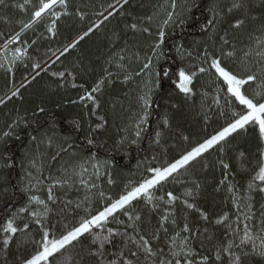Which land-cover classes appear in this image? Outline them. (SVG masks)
I'll return each mask as SVG.
<instances>
[{
  "label": "trees",
  "instance_id": "1",
  "mask_svg": "<svg viewBox=\"0 0 264 264\" xmlns=\"http://www.w3.org/2000/svg\"><path fill=\"white\" fill-rule=\"evenodd\" d=\"M24 2L5 0L0 5V50L5 44L8 48L7 52H0V64H4L0 67V98L5 100L0 104V225L25 206L28 194L23 189L26 187H31L34 194L46 200L45 189L55 179L67 181L53 188L57 199L49 201L52 212L43 220L59 230L62 225H71L84 216L85 209L91 208L94 214L102 207L104 201L99 192L116 197L130 182L147 175L149 166L179 158L185 150L222 127L229 109L223 93L219 94V104L216 102L217 85L213 74H198L193 82L195 95L185 96L177 87L178 69L194 70L193 66L201 63L199 57L205 47L213 52H218L222 46L225 51L234 50L236 63H239L245 51L255 49L257 37L264 40V0H235L242 7L230 13L227 8L234 0H176L175 12L184 22L179 23L174 16L176 22L166 26L164 20L172 11V0H128L123 8L116 5L118 11L107 20L100 13L107 15L105 9L110 4L115 5V0H67L66 9H57L65 14L58 19L45 16L26 29L21 35L23 44L7 43L30 21L33 6L38 5L39 0H31L25 8L17 7ZM214 6L224 10L223 19L218 18L214 27L205 30L204 25L212 18L209 8ZM236 20L244 23L234 28ZM53 21L55 35L48 31ZM133 23L141 29L149 28L150 33L132 29ZM89 27L93 31L87 37L60 55ZM161 29L165 31L164 42L158 50L161 55L158 62L153 61V72L159 75L149 76L146 71L141 73L142 66L151 55L150 45L158 42ZM225 40L228 43H224ZM16 47L26 48L27 55L9 69L5 56L11 57ZM252 59L254 62L256 58ZM37 62L46 70L33 80V65ZM61 72L63 76L53 75ZM100 80H103L100 90L93 93L98 105L81 99ZM21 83L25 87L20 88V95L8 99L11 91ZM247 87L250 93L259 89L257 83ZM146 92L150 95L151 107L147 109V121L140 123L145 112L140 97ZM40 107L45 111L39 112ZM222 110L226 113L224 116H221ZM97 124L102 127L97 128ZM137 131L141 133L139 137L135 135ZM5 132L10 134L5 136ZM157 132L161 134L159 137ZM262 154L264 140L257 127L249 126L247 131L233 134L223 152L214 148L205 153L188 172L182 171L176 180H170L157 193L168 200L165 193L170 191L180 199L172 204L160 201L155 209L146 208L143 202L137 203L136 211L143 221L141 231L149 236L155 231L159 233V239L151 241L153 248L164 249L165 258H170L169 238L186 223L191 232H181V235L190 236L195 253L191 257L193 264H202L204 256L209 257L207 264H230L228 253L222 252L219 261L215 254L234 238L233 229L239 227L241 230L236 233L238 243L245 222L253 228V235L259 234L264 227L261 215L264 193L258 190L249 193L247 187L258 169V162L264 159ZM220 160L229 164V168L224 169ZM81 164L87 168L86 172H82ZM94 164L100 165L98 170L93 168ZM37 177L42 181L39 185L34 179ZM109 178L114 183L109 184ZM82 179L86 183L82 184ZM193 181L200 187L195 200L187 198L196 204L195 209H189L183 199L185 191L194 187ZM230 183L237 198H244L237 199L242 209L247 197H252L254 216L248 221L241 217L239 225L234 223L238 213L233 204V192L228 190ZM91 184L97 187L91 188ZM85 196L90 197L91 204L85 201ZM77 203L81 204L80 208L76 207ZM33 207L40 210L39 206ZM201 212L207 214V219L202 218ZM224 213H228L229 219L217 224L216 220ZM162 215L170 217L164 224L167 233L157 228ZM119 219L128 223L124 216ZM172 219H175L174 225ZM28 220V237L17 233L7 248L3 246L4 233L0 231V264H21L34 251L29 237L40 240V231L30 217ZM110 226L124 229L123 225ZM81 240L83 243L69 249L66 255L74 258L73 264H96L97 257L90 254L96 251L91 237L86 235ZM120 248L121 238L115 237L105 251L115 253ZM232 251L239 253L241 249L233 248ZM243 251L249 255L242 257L241 264H264V257L253 254L251 245ZM141 264H150V261L141 257Z\"/></svg>",
  "mask_w": 264,
  "mask_h": 264
},
{
  "label": "snow or ice",
  "instance_id": "2",
  "mask_svg": "<svg viewBox=\"0 0 264 264\" xmlns=\"http://www.w3.org/2000/svg\"><path fill=\"white\" fill-rule=\"evenodd\" d=\"M5 0H0V5L4 4ZM128 0H115V5L110 4L107 11V15L103 12L100 13L104 20L115 15L118 11L116 5L123 8ZM31 4V0H25L24 4L17 5V7L25 8L26 5ZM177 7L176 0H172L171 8L172 11L168 13L167 18L164 20V25H168L170 22L175 23L173 20L175 16L179 23H183L175 9ZM242 4L239 2L232 3L231 7L227 8V12H232L233 9L241 8ZM67 0H39L38 5L33 6L32 18L28 23L22 25L20 32H17L12 40L7 43L20 42L22 33L33 27L38 21H42L45 16L56 17L57 19L65 14L58 11L57 9H66ZM112 9V10H109ZM222 9H218L215 6L209 8V13L211 14V19H209L204 25L205 30L212 28L218 23L219 20L223 19ZM83 18V14H81ZM149 21L151 17H148ZM103 23V20L101 21ZM244 23L243 20H236L233 27L239 28ZM99 27V25H96ZM130 27L137 31H142L144 33H150V29L138 28V25L133 23ZM55 22L53 21L52 26L48 28V31L55 35ZM93 31L92 27H89L82 35H80L75 41L70 45L66 46L60 55H64L69 48H74L80 40H83ZM165 31L161 29L158 32V42L150 45L151 55L146 58V62L143 63L141 73L146 71L149 76L159 75V73H154V63L156 60L158 62L160 58L159 49L161 44L164 42ZM223 40V37L221 38ZM35 43V41H33ZM224 43H228L226 40ZM5 52L8 51L7 44H5ZM182 46L178 47L180 51ZM27 55V49L16 47L12 51L11 57L5 56L8 61V67L14 66L17 60L21 57ZM187 55L191 56V52ZM253 57L255 61L253 62ZM59 59V56L56 57ZM123 60V57H120ZM201 63L194 65V70H186L184 67H180L177 72V87L180 92L185 96L195 95L193 91V82L198 74H213L215 76L214 83L216 87V102L219 104V94L223 93L225 105L228 106V119L225 124L216 130L213 134L207 136L202 141L197 142L189 149L185 150L179 158H174L171 161H165L159 166H149L146 169L147 175H143L141 179L137 182H130L125 186L124 190L120 192L116 197L106 195L104 192H99V197L104 201L102 207L98 208L93 214L91 208L85 209V215L79 217V219L71 225H62L59 230L55 229V226H49L44 223L48 215L52 212L49 206V201L55 202L57 197L53 192V188L56 185L63 186L67 181H61L60 179H55L51 186H48L45 190L47 192V199L41 198L32 192L31 187H26L23 189L27 196V203L25 206L20 207L16 212H13L4 222L0 225V231L4 233L3 246L7 248L13 240V237L17 233L24 234L28 237V230L30 228V222L28 217L31 218L35 225L39 226L40 240H35L29 237L31 242L34 244V251L26 258L21 261V264H73L74 258L70 255H66L69 249H75L77 244H82V237L86 235L91 237V244L96 246V251L90 253L97 257L96 264H141V257L145 260L150 261V264H193L191 257L195 254L194 249L190 245V236L181 235L183 233H190L188 225L185 223L183 228L176 232L169 238L170 251L168 257L165 258L164 249L156 248L154 249L151 241L159 239L158 231L152 232L149 236L148 234L141 231L140 224L143 223L141 215L136 211V204L143 202L144 206L151 207L153 209L158 207V202L164 201L165 204H172L180 197L174 195L172 192L168 191L165 195L168 200L164 199V196H158L157 193L164 188V186L170 180H176L181 172H188L190 167L194 162H197L205 153H209L210 150L216 148L218 151L223 152L225 147L229 143V138L233 134H238L241 131H247L249 126L257 127L259 136L261 140H264V40L259 37L256 38L255 49H249L245 51L243 57L240 59L239 63H236L235 51H225L223 46L218 50V52L209 51L207 47L203 48L202 54L199 57ZM231 60L230 64L228 61ZM54 62V61H53ZM0 67H4V64H0ZM33 70L35 74L32 76L34 80L36 76L40 75L41 71L46 69L37 62L33 65ZM141 73H137L140 75ZM53 75L63 76L64 73H53ZM111 75V73H109ZM167 75V73H165ZM131 77H126L130 79ZM27 79V78H26ZM252 83H257L259 85L258 90L249 92L248 87ZM103 84V80H100L95 87L92 88L90 92L86 93V97H81V99L91 100L94 104L98 105L96 97L93 93L100 90V85ZM25 87L24 83H21L20 87L14 88L11 91V96L8 99L20 95V88ZM150 92V90H149ZM207 93H205L206 95ZM143 101L145 112L140 118V123L147 121V109L151 107V98L149 93H145L140 97ZM5 103L3 98H0V104ZM43 107L39 108V112H44ZM226 113L222 110L221 116ZM23 119V118H21ZM101 119H103L101 117ZM165 124L168 123L167 120L164 121ZM97 128L102 127V125L97 124ZM139 127V124L137 125ZM10 133L5 132L4 135L8 136ZM137 137L141 135L140 131L135 133ZM157 137L161 134L157 132ZM35 139V137H33ZM187 140V137H184ZM51 141H49L50 143ZM135 143L136 141H132ZM89 144L92 143L91 140L88 141ZM71 145H69V148ZM62 151H67V149H61ZM264 155V154H262ZM243 156V153H241ZM155 159V157L153 158ZM220 165L224 169L229 168V164L225 163L223 160L219 161ZM99 164H94V169H99ZM80 168L82 172H86L87 168L81 164ZM82 174V173H81ZM98 175V171L96 172ZM31 173L28 176L31 177ZM36 184L39 185L42 181L37 177ZM259 181V184H257ZM82 184L86 183L83 179L80 181ZM109 184L114 183L109 178ZM224 181H221L223 184ZM194 187L192 189H187L184 193L183 203L189 209H195L196 204L190 203L187 199L191 197L193 200L196 199L198 195V189L200 187L197 181H193ZM91 188H96L95 184H91ZM248 192L251 193L253 190H258L260 193H264V159L258 162V169L255 175L251 177L248 182ZM39 190V189H38ZM229 191L233 192V204L236 207L238 215L235 218L234 223L239 225L241 223V217L243 221L251 220L254 216L252 212L251 195L247 197V202L244 204V209L241 208V204L237 202V199L243 200V197L237 198V194L234 191V186L229 184ZM85 201L91 204V199L89 196L84 197ZM67 203L71 204V201ZM33 205L39 206L40 210H37ZM77 208L81 207L80 203L76 204ZM26 214V215H25ZM264 217V212L261 213ZM119 216H124L127 218L128 223L124 220L119 219ZM203 219H207V214L201 212ZM229 219L228 213H224L219 219L216 220L217 224H222ZM20 221L17 223V221ZM170 217L168 215H162L158 221L157 228L162 229L164 233L168 232L167 227L164 224L169 222ZM171 223L175 224V219L171 220ZM123 225L124 229L121 231L119 228L112 227L110 225ZM264 224V220H262ZM231 227V225H229ZM131 229V231H129ZM241 231L239 227L233 229L234 238L230 239L226 245H222L218 248L215 259L219 261L221 259V253L226 252L230 258V264H241L243 256L249 255L248 252L243 251V248L251 245L252 253L264 257V227L261 228L259 234L253 235V228L249 226L248 223L243 224L242 235L238 236V243L236 233ZM115 237L121 238V248L115 253H106V245H111ZM259 241V244H257ZM23 243V241L21 242ZM233 248L241 249L239 253H234ZM112 256V259H107L106 257ZM209 257H202V264H207Z\"/></svg>",
  "mask_w": 264,
  "mask_h": 264
},
{
  "label": "rangeland",
  "instance_id": "3",
  "mask_svg": "<svg viewBox=\"0 0 264 264\" xmlns=\"http://www.w3.org/2000/svg\"><path fill=\"white\" fill-rule=\"evenodd\" d=\"M5 50V48H2L1 50H0V52H3Z\"/></svg>",
  "mask_w": 264,
  "mask_h": 264
}]
</instances>
